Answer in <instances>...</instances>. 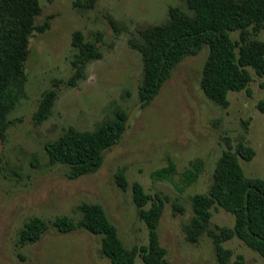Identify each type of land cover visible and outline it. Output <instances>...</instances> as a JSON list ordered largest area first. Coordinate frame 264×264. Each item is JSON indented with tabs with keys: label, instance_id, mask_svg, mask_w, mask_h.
Here are the masks:
<instances>
[{
	"label": "rangeland",
	"instance_id": "obj_1",
	"mask_svg": "<svg viewBox=\"0 0 264 264\" xmlns=\"http://www.w3.org/2000/svg\"><path fill=\"white\" fill-rule=\"evenodd\" d=\"M85 0H40L42 15L54 16L51 29L35 34L26 65L28 98L10 113L14 121L5 141L0 139V264H111L101 254L102 237L85 230L62 234L50 229L40 241L19 245V233L33 217L53 220L58 216L79 219L84 202L103 206L128 248L148 242V229L139 219L132 190L122 191L116 173L124 171L130 184L139 182L147 193L167 197L158 234L167 250L169 264H218L213 240L206 233L198 243L186 239L185 225L194 216L191 197L209 191L213 172L227 142H244L255 151L251 162L241 159L248 178L264 179V114L257 103L264 95L263 79L254 71L246 91L230 93V105L223 108L204 94L200 82L209 49L184 59L164 83L155 100L139 107L138 87L143 73L139 52L129 41L142 28L167 23L170 7L186 10V0H98L94 8L83 9ZM112 18L117 23L114 29ZM76 32L95 43L102 57L91 60L74 86L67 84L76 74L72 61ZM234 40L238 33H232ZM264 41V30L258 37ZM63 82L53 113L36 124L43 92ZM117 109L129 114L121 142L105 153L102 168L79 179H70L69 168L50 163L45 146L69 128L92 131ZM172 160L178 170L173 180H155L153 171ZM203 162L196 183L182 188L180 174L193 162ZM179 205L183 212L177 210ZM209 230L233 227L235 217L221 208L212 210ZM232 252L229 264L239 255L245 264H264V259L238 238L224 244ZM136 264H142L141 259Z\"/></svg>",
	"mask_w": 264,
	"mask_h": 264
},
{
	"label": "trees",
	"instance_id": "obj_2",
	"mask_svg": "<svg viewBox=\"0 0 264 264\" xmlns=\"http://www.w3.org/2000/svg\"><path fill=\"white\" fill-rule=\"evenodd\" d=\"M98 0L77 3L83 9H93ZM186 10L169 8L167 23L142 28L136 39L130 40L131 48L141 54L143 73L138 87L139 107L146 109L158 96L164 83L175 68L186 58L209 49L204 64L200 86L204 94L215 104L227 108L229 94L246 91L251 94L250 84L254 71L263 79L264 89V41L258 37L264 30V0H186ZM40 0H0V139L5 141L14 121L10 113L22 100L28 98L26 65L30 55V43L35 34L51 29L54 16H47L42 24L36 20L42 15ZM117 28V23L110 18ZM238 33V39L232 38ZM77 53L72 61L76 74L67 83L74 86L82 78L83 70L91 60L102 57L95 43L85 41L81 32L73 36ZM63 82L56 81L52 89L41 96L37 111L33 114L36 124L48 120L53 113ZM257 110L264 114V95L257 103ZM129 114L117 109L114 116L101 122L92 131L69 128L57 140L46 144L50 163L69 168V178L79 179L98 172L105 162V153L118 145L128 127ZM218 160L210 189L191 197L194 216L184 230L190 243H198L208 233L214 244L218 264H229L232 252L224 244L234 238L264 259V179L248 178L241 159L251 162L255 151L244 142L233 145L227 142ZM204 170L203 162H193L180 174L183 192L198 181ZM178 175L176 164L153 171L155 180H173ZM116 183L122 191L132 190L133 202L139 219L148 229V242L128 248L120 238L117 227L109 220L104 208L98 203L84 202L78 206L81 216H58L53 220L33 217L19 233V245L37 243L50 230L62 234L83 229L102 237L101 254L111 264H169L167 250L161 245L158 234L167 197L146 192L141 183L130 184L127 175L120 170ZM177 210L183 208L176 205ZM221 208L235 217L233 227L217 226L209 230L213 209ZM239 255L235 264H245Z\"/></svg>",
	"mask_w": 264,
	"mask_h": 264
}]
</instances>
